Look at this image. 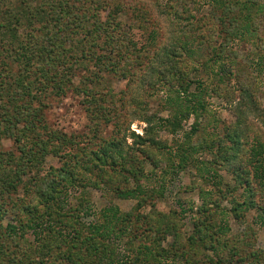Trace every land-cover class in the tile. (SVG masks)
<instances>
[{"label":"trees","instance_id":"16d2710c","mask_svg":"<svg viewBox=\"0 0 264 264\" xmlns=\"http://www.w3.org/2000/svg\"><path fill=\"white\" fill-rule=\"evenodd\" d=\"M105 1L0 0V264H264V249L255 247V233L230 235L226 222H215L219 214L224 219L231 213L233 220L244 223L246 214L253 212L252 224L264 227V141L245 147L244 135L234 129L210 143L206 151L212 160L204 164L205 172L217 178L223 171L230 180L223 190L215 181L216 199L201 193L186 240L177 221L188 210H180L176 218L174 211L156 209L163 193L150 183L143 185L147 171L162 169L167 153V168L180 171L206 147L201 141L165 152L169 146L158 133L176 135L192 118L190 133L183 135L187 143L202 128L207 91L202 82L188 79L174 51L149 56L150 49L134 40L131 26L111 16L99 18V4ZM213 1L212 16L219 14L218 21L229 25L224 31L229 38L261 33L262 0ZM154 41L151 36V44ZM224 49L223 42L214 63L223 60ZM147 61L165 65L164 71L150 68V78L156 77L148 84L142 75ZM220 70L216 77L222 78ZM105 74L125 80V89L115 94ZM161 84L166 99L158 112L148 113L146 88ZM241 87L247 88L244 83ZM70 90L84 96L90 130L86 136H67L49 129L44 120L46 99L62 98ZM241 93L250 97L247 90ZM116 100L128 117L146 124L142 135L130 133L131 144L123 136L102 137L103 129L118 119L116 106L108 108L106 102ZM163 113L166 117L159 115ZM116 126L119 134L118 121ZM1 138L11 139L13 150L3 151ZM49 156L61 165L45 171ZM83 169L96 170L92 183ZM85 184L137 203L130 211L110 208L98 215L90 208L82 213L72 206L65 209L71 191H81ZM239 188L242 193L236 198ZM228 197V212L216 210L217 200ZM121 239L129 249L126 255L118 252Z\"/></svg>","mask_w":264,"mask_h":264},{"label":"rangeland","instance_id":"374dc122","mask_svg":"<svg viewBox=\"0 0 264 264\" xmlns=\"http://www.w3.org/2000/svg\"><path fill=\"white\" fill-rule=\"evenodd\" d=\"M99 7H101L98 10L99 18L104 20L111 16L115 21L131 26L134 40L138 42L140 48L144 45V50L150 49L149 56L165 50L174 51L176 55L181 56L179 65L188 75V79L202 82L207 91L204 97L207 111L205 119L202 118V128H199L198 132H194L187 143H184L183 135L190 133L192 118L176 135L165 130H160L158 133V138L169 146L165 152L175 149L177 146H183V144L185 146L197 145L201 141L206 145L205 150H198L194 158L180 171L167 168L170 164L167 160L169 158L167 153L168 155L163 156L162 169L147 171L148 176L143 181L145 187L150 183L154 188L162 190V198L156 201L158 211L165 214L174 211L177 218L180 210H188L184 218L177 221L178 231L183 234V240H186L193 229L191 218L201 204V193L204 191L211 193L208 198L216 199L218 193L215 181L221 183L223 190L225 183H229L230 180V175L223 171L218 172L219 177L217 178L205 172L204 164L212 160L211 154L206 151L210 143L223 139L226 133H230L234 129H239L244 135L241 143L245 147L249 148L256 143L257 139L264 141V34L262 33L264 27H260L261 33L258 31L242 32L232 40L224 32L229 25L218 21L219 14L216 13L215 17L212 16L215 13L213 0H106L105 3H100ZM257 23L261 24L258 21ZM151 36H154L153 44H151ZM223 42L225 43L224 58L218 63H214L213 60L218 55ZM146 63V67L143 68L145 73H141L148 84L156 77L150 78V74L153 73L149 72L150 68L164 71L165 65H157V62H153L151 65L148 61ZM218 66H222V70ZM219 70L221 74H225V76L222 75V78L216 77ZM82 73L81 71L80 74ZM105 76L115 94L125 89V80L122 81L112 74H105ZM78 83L79 78L76 77L74 84ZM243 83L247 88L241 87ZM195 85L192 84L191 91L194 90ZM241 90L249 91L250 97L246 98L242 95ZM146 91L150 93L149 97L144 96L151 109L148 113L158 112L159 105L163 103L162 101L168 94L165 87L162 84L156 85V88L148 87ZM116 101L114 104L106 102L108 108L116 106L118 119H113L103 129L102 137L110 139L123 136L126 143L131 144L130 133L142 135L146 124L138 119L128 117L127 111L120 106L121 102ZM46 102L49 103V106L45 108L43 116L49 129L67 136H86L90 131L82 94L79 95L70 90L64 97L46 99ZM159 115L166 117V113ZM117 121L121 126L119 134L116 133ZM126 127L128 129L124 132ZM85 144L86 142H84ZM1 149L3 151L13 150V141L9 138H1ZM60 165L57 158L49 156L44 165L45 171L50 166L59 167ZM83 170L86 175H89L88 178L92 183L95 180L96 170L92 173L90 169L89 171ZM83 187L85 188L81 191H78L81 188L75 192L71 191L65 209L72 206L71 208H75V212L82 213L85 208H90V213L98 215L110 208H118L122 212L130 211L137 203L136 200L118 199L114 192L109 189L102 190L101 186L94 188L85 184ZM241 193L242 190L239 188L234 196L239 198ZM230 197L226 200L218 198L217 202H219L220 208L216 210L225 209L228 212L231 207ZM215 208V206H211V209ZM254 215L253 212L246 214L244 223H239L233 220L231 213H228L224 219L219 214L215 222H226L231 230L230 235L255 233V247L264 249V227L252 224ZM83 216L84 218L88 217ZM248 225L252 227L251 232L248 231ZM127 251L129 249L126 242L121 239L118 242V252L121 255H126Z\"/></svg>","mask_w":264,"mask_h":264}]
</instances>
